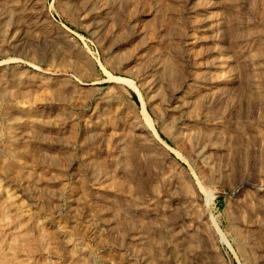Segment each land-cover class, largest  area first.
Returning <instances> with one entry per match:
<instances>
[{
  "label": "rangeland",
  "instance_id": "1",
  "mask_svg": "<svg viewBox=\"0 0 264 264\" xmlns=\"http://www.w3.org/2000/svg\"><path fill=\"white\" fill-rule=\"evenodd\" d=\"M0 17V264H264V0Z\"/></svg>",
  "mask_w": 264,
  "mask_h": 264
},
{
  "label": "bare ground",
  "instance_id": "2",
  "mask_svg": "<svg viewBox=\"0 0 264 264\" xmlns=\"http://www.w3.org/2000/svg\"><path fill=\"white\" fill-rule=\"evenodd\" d=\"M27 15H28V13H27ZM30 16H31V14H30ZM0 19H1V17H0ZM140 20V19H139ZM14 25H16L15 26V28H14V30L16 29V27H18L17 26V24L16 23H14ZM16 34V33H15ZM20 35V33H18V36ZM246 52V51H245ZM146 74H148V73H146ZM109 79L112 81V82H121V81H123V78L122 77H119V76H116V75H114V74H111V73H109ZM125 80V79H124ZM224 82V81H223ZM231 84V83H230ZM158 85V81H157V79H155V78H153L152 80H151V82H150V88L151 89H154L156 86ZM211 89V88H210ZM216 89V88H215ZM139 97H140V99L142 100V112H143V114H144V116L146 117L145 119H147V125L151 128V129H153V127H151L152 126V124H151V122H150V114L148 113V111H147V108H146V105H145V103H144V101H143V99H142V96L139 94ZM230 97V96H229ZM229 103V102H228ZM180 107V106H179ZM188 108V107H187ZM226 116V115H225ZM203 118V117H202ZM188 120V119H187ZM152 121V120H151ZM212 121V120H211ZM225 122V121H224ZM183 123V122H182ZM203 124V123H202ZM225 127V126H224ZM247 130V129H246ZM139 131H140V129H139ZM20 132V131H19ZM144 132V131H143ZM255 132V131H254ZM247 133V132H246ZM250 133V132H249ZM252 133V132H251ZM250 133V134H251ZM256 133V132H255ZM153 135L156 137V138H158L159 136L156 134V132H155V130L153 129ZM146 136V134L145 133H140V137H145ZM160 138V137H159ZM158 138V139H159ZM140 140H142V139H140ZM159 141L163 144V145H165L166 146V142H164L162 139H159ZM215 152V151H214ZM175 153H176V155L178 154V151H176L175 150ZM212 158V157H211ZM241 184V183H240ZM245 185H248V186H252V188L254 187V190H255V193H256V195H257V197L258 198H261V196L263 197L264 196V185H259V186H257L254 182H252V181H244V182H242V184L241 185H239L240 187L241 186H245ZM262 199H264V198H262ZM176 200V199H175ZM177 202H178V200H176ZM177 202H175L176 204H177ZM261 203V202H260ZM174 206V205H173ZM135 237V236H134ZM141 237H143V236H141ZM145 237V236H144ZM143 241V240H142Z\"/></svg>",
  "mask_w": 264,
  "mask_h": 264
},
{
  "label": "trees",
  "instance_id": "3",
  "mask_svg": "<svg viewBox=\"0 0 264 264\" xmlns=\"http://www.w3.org/2000/svg\"><path fill=\"white\" fill-rule=\"evenodd\" d=\"M134 97H135V95H134Z\"/></svg>",
  "mask_w": 264,
  "mask_h": 264
}]
</instances>
